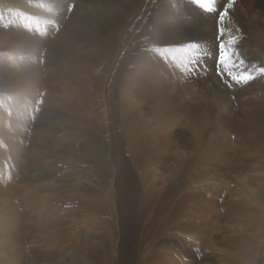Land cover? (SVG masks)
<instances>
[{
    "label": "rangeland",
    "instance_id": "obj_1",
    "mask_svg": "<svg viewBox=\"0 0 264 264\" xmlns=\"http://www.w3.org/2000/svg\"><path fill=\"white\" fill-rule=\"evenodd\" d=\"M184 2L0 0V264H264V2Z\"/></svg>",
    "mask_w": 264,
    "mask_h": 264
},
{
    "label": "bare ground",
    "instance_id": "obj_2",
    "mask_svg": "<svg viewBox=\"0 0 264 264\" xmlns=\"http://www.w3.org/2000/svg\"><path fill=\"white\" fill-rule=\"evenodd\" d=\"M61 1V0H60ZM65 1H67V0H65ZM193 1H198L196 4H195V6H194V4H192L191 2H193ZM235 1L236 0H232V2L235 4ZM239 1V0H238ZM242 1V0H241ZM245 1H249L250 2V5H251V2L253 3V6H249V4L247 5V7H246V9L243 11L242 10V12L245 14L246 13V16H247V14H248V17H250L249 15H251V18L253 19L254 18V20H252L251 21V23H253V24H256V18H258V16L259 15H257L256 14V12H255V8L258 6V5H261V3H263L264 2V0H262L261 1V3H260V1L259 0H245ZM187 2H189V3H187ZM213 2L214 3H220L221 1H219V0H213ZM194 3V2H193ZM184 4V10H185V13H186V16H187V18H189L190 19V21L192 22V23H194V24H191V27L192 28H194V34H193V36H194V41H196V43H199L200 41H202V42H207V40H208V42H213L214 40H215V37H211V40H210V38H209V36L214 32V34H215V30H216V28H215V26H219L218 25V22L220 23L221 21L219 20V14H220V11H213V10H210V9H207V8H205L204 6H203V3L201 2V0H186V2H184L183 3ZM239 4V3H238ZM240 4H243V3H240ZM245 4V3H244ZM236 5H237V3H236ZM234 6V5H233ZM264 6V5H263ZM238 7V6H237ZM236 7V8H237ZM235 8V9H236ZM214 9H218L217 8V6H214ZM263 9V8H262ZM260 10V9H259ZM240 11V10H239ZM264 11V10H263ZM260 11H258V13H259ZM173 13H174V11H172V16H173ZM182 13V12H181ZM238 15H240V13L238 14ZM263 17V16H262ZM248 19V18H247ZM171 21V20H170ZM236 23H237V21L235 20V18H227V19H225L223 22H221V24H220V27L222 26V28L223 27H225L226 28V30L227 29H229L228 31H230L231 30V28H233V30H235V31H238L237 30V27L235 26L236 25ZM190 24V23H189ZM198 26H199V29H197L198 28ZM220 29V28H219ZM240 29V28H239ZM208 36V37H207ZM224 37V36H223ZM220 38V37H219ZM224 39V38H223ZM203 54L205 55V56H207V53L206 52H203ZM149 71V70H148ZM146 73H147V71H146ZM142 76H143V74H142ZM141 77V76H140ZM143 88V87H142ZM138 89V88H137ZM145 90V89H144ZM222 106V105H221ZM221 109V108H220ZM222 111V110H221ZM193 117V116H192ZM195 118V117H194ZM189 119V118H188ZM191 120V119H190ZM193 120V119H192ZM191 120V121H192ZM186 131V130H185ZM192 132V131H191ZM119 171V170H118ZM120 175H122V174H120ZM127 175V174H126ZM125 177H123V176H119V178H118V188H119V190H120V200H121V205L119 206V207H121V209H122V211H123V217L125 218V219H128L129 218V208H130V205L132 204L131 202H132V200H131V193H130V191H129V185L127 184V182H126V180L124 179ZM128 183H129V180H128ZM121 186V187H120ZM131 189V188H130ZM133 194V193H132ZM83 195H85L84 193H83ZM84 197V196H82V195H78L76 198L78 199V197ZM89 196V195H88ZM91 196V195H90ZM90 199L92 198V197H89ZM88 198V199H89ZM94 198H96V197H94ZM133 198V197H132ZM83 199V198H82ZM88 199H86L85 197H84V200H87V202H88ZM89 199V202L88 203H90V200ZM96 200H98V199H96ZM109 200H111V199H108V201ZM130 200H131V202H130ZM99 201V200H98ZM98 201H96V202H98ZM108 201H107V203H108ZM84 202H86V201H84ZM131 203V204H130ZM111 212V211H110ZM132 212V211H131ZM98 213V212H97ZM122 213V212H121ZM111 214V213H110ZM111 217H112V214H111ZM113 219V218H112ZM115 220V219H114ZM114 230V229H113ZM109 232H111V231H109ZM109 242V241H108ZM112 247V246H111ZM113 248V247H112ZM112 248H110V249H112ZM86 257H89L88 255H85ZM9 258V257H8ZM5 259V258H4ZM9 260H11V259H8L7 261H9ZM263 260V259H262ZM85 263L86 264H95L94 263V261H91V259H86V261H85ZM3 264H8V263H6V260H4L3 261ZM110 264H111V262H110Z\"/></svg>",
    "mask_w": 264,
    "mask_h": 264
},
{
    "label": "snow or ice",
    "instance_id": "obj_3",
    "mask_svg": "<svg viewBox=\"0 0 264 264\" xmlns=\"http://www.w3.org/2000/svg\"><path fill=\"white\" fill-rule=\"evenodd\" d=\"M203 6L207 9L214 10L213 0H201ZM233 2L229 0V3L226 5L223 12L219 16V20L223 22L225 17L228 15V9L232 8ZM225 32L224 28L219 29L220 35H223ZM219 39V37H218ZM238 35H228L227 40H221L219 43V54L217 57V63L225 66L227 69L234 67V53H235V44L238 42ZM191 49L195 50L198 45L195 43L190 45ZM239 78V77H238Z\"/></svg>",
    "mask_w": 264,
    "mask_h": 264
}]
</instances>
